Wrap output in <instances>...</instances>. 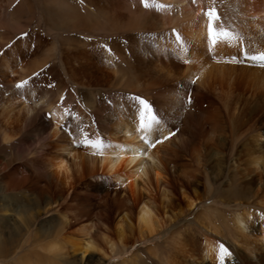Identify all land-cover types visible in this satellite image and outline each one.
<instances>
[{
    "label": "rangeland",
    "instance_id": "obj_1",
    "mask_svg": "<svg viewBox=\"0 0 264 264\" xmlns=\"http://www.w3.org/2000/svg\"><path fill=\"white\" fill-rule=\"evenodd\" d=\"M12 1L0 0V129L11 135L6 140L0 136V264H168L170 257L176 264L181 254L176 241L186 235L197 245L190 258L194 264H211L210 256L221 264H250L237 255L243 250L236 225L249 215L257 226L264 217V172L255 165L257 150L250 147L246 131L233 150L227 147V130L211 134V124L193 108L199 96L192 81L185 84L178 73L165 84L158 78L156 65L177 52L171 48L175 35L156 0H60L80 15L86 4L95 9L86 15L92 16L89 25L46 14L36 0H30L32 13L21 3L15 6L20 0ZM52 1L57 7L59 1ZM135 16L141 23L120 29ZM237 87L235 93H243L245 85ZM223 89L209 93L221 113L229 105L225 102L233 106L236 100L227 86ZM165 91L171 92L164 96L169 100L166 112H171L163 115ZM130 96L152 106L143 124L153 123L152 147L162 162L160 173L168 179L156 182L153 174L139 179L135 196L102 171L93 149L110 145L112 135L120 137L119 122L141 125ZM27 105L35 107L29 116L22 108ZM154 114L158 123L150 121ZM168 114L172 119H166ZM240 118L243 129L264 131V114ZM218 121L224 129L225 116ZM162 130L172 142L162 138ZM59 156L70 165L69 178L53 173ZM233 172L235 181L229 180ZM239 183L247 184L244 195L237 193ZM217 185L233 191L232 200L213 195L210 189ZM144 202L162 224L152 237L141 235L138 227ZM88 241L96 249L82 257Z\"/></svg>",
    "mask_w": 264,
    "mask_h": 264
},
{
    "label": "bare ground",
    "instance_id": "obj_2",
    "mask_svg": "<svg viewBox=\"0 0 264 264\" xmlns=\"http://www.w3.org/2000/svg\"><path fill=\"white\" fill-rule=\"evenodd\" d=\"M152 1L155 2V0ZM156 2L161 12H163L167 26L172 29L175 35L171 43V48L173 52H177L176 54H169L165 61L158 56V59H160V61L162 60V62H160L161 65H156L159 72L158 78H161L163 84H165L166 80H173L174 77H177L175 74L178 73V76H180L179 78H181L185 84L192 81V86L197 96H199V99L194 102L193 108L202 111V119L211 124V134L218 133V130H227L226 137L229 139V143H227V140L223 141L227 143L229 150H233L238 138L241 135L243 136L244 131H246L247 134H249L246 135V140L250 141V147L254 146L258 153L257 164L255 163V165L260 169L262 168L264 172V131L255 130L254 128L243 129L245 125L240 118L242 115L244 116L246 114H258L259 116L264 114V62L256 63L250 59H233V56L240 55V49L242 47L250 54L264 52V0H156ZM52 6L55 8L54 3ZM62 6H64V3L60 7ZM213 7L220 10V25L222 26L223 24V31L218 30L217 26H215L217 31H212L214 34L211 32L210 37V18L205 15V13H207L208 9ZM97 9L99 10V8ZM63 14L64 13H60V16H58L59 19L67 20V17L70 21L75 19L68 14ZM65 15L66 17L63 19ZM90 17L86 18L85 14L80 17L78 16L81 21H86L84 24L87 25L92 22V16ZM135 17L136 18L129 19L127 23L120 26V29L127 28L130 22L141 23L139 16L138 18L137 16ZM12 18L9 19L14 20V25H17L18 21ZM77 19L75 20L77 21ZM225 33H227V35H225ZM155 60L156 59H154V61ZM114 73L116 74V71ZM214 83H221V86H216ZM239 83L245 85V88H242L243 93L241 94L235 93L238 88L237 84ZM224 86L228 87L230 95L235 93L234 99L236 100H233V106H230V102L228 101L225 103L229 105L225 106L223 103L225 111L221 113V106L210 98L209 93H211L213 89L217 90V93L219 92L218 94H221L224 90ZM246 86V91H248L250 87V93H248L247 96L244 93L246 92ZM169 93L171 92L167 91L163 95V106L165 108L163 109V115L171 112H166V102H169V100L167 97H164ZM38 104L39 102H34L35 107ZM35 107L27 105L22 108L24 113L29 116L33 113ZM48 109L50 113H52L53 118L57 119L59 117L55 114L54 106L49 105ZM221 115L225 116L227 123L224 129H221L222 127L219 126L220 122L218 120ZM166 116V119H172L169 114ZM187 122L189 121L186 119L184 124L186 130L188 128L186 125ZM149 123H144V129L141 130V125L138 126V124L134 122H119L116 128L120 130L116 132V134H119L120 137H118V135H112L110 145L103 146L99 144L96 145L98 147L93 148L98 152V159L96 161L97 164L99 163L102 171L108 176H112L113 181L123 186L132 196L137 195L136 193L139 190L138 180L145 179L149 177L150 174H153L152 176L156 182L163 181L167 183L168 180L160 173L162 162L158 157V153L152 147L156 130L152 122L151 128H149ZM57 129L58 126L56 124L52 125V130L56 133L58 132ZM254 130L255 133H252ZM164 131L166 130H162V138L164 139L167 137V142H172L169 134L163 133ZM201 132L202 138L205 135L203 131ZM0 136L3 140L9 137L11 138L10 132L1 129ZM194 136L193 134L190 135V141ZM249 136H251V139H249ZM207 138V136L204 137L206 142ZM93 163H95V161ZM52 164L53 173L59 177L69 178L70 165L64 156L57 157ZM235 178L234 172L229 175V180L235 181ZM244 184H237L238 186L240 185L239 187L236 185L239 188L238 194L244 195L245 193L242 191L248 190L247 184ZM220 186L221 185H217L216 188L210 189V192L213 193V195L217 194L226 202L232 200L228 199V197L230 193L232 194L230 197H233L235 193ZM194 202L195 201L190 200L189 206H192ZM137 216L138 227L141 230V233H139L141 235L146 234L147 237H152L160 232L162 224H160L154 210L148 203H142L139 207ZM257 220L256 218L254 219L255 222ZM258 223L259 225L257 226L251 225L249 215L238 219L236 225L240 232L238 242L243 250L242 253L237 254L240 261L245 262V260H247L246 262L250 264H264V217L258 221ZM258 229L262 230L258 231ZM218 232L219 231H216L215 233L218 234ZM176 242L182 251H180L181 254L179 253L180 256L176 264L197 263L194 262L196 260L190 259L197 251L195 240L186 235L183 237L182 241L179 240V242ZM95 249L96 247L90 241L85 242L81 249L82 257ZM110 249L111 251L114 249L111 244ZM170 258L164 261L168 264H172ZM209 259L211 264H221V261L219 263L218 259L214 260L211 256Z\"/></svg>",
    "mask_w": 264,
    "mask_h": 264
},
{
    "label": "snow or ice",
    "instance_id": "obj_3",
    "mask_svg": "<svg viewBox=\"0 0 264 264\" xmlns=\"http://www.w3.org/2000/svg\"><path fill=\"white\" fill-rule=\"evenodd\" d=\"M205 15H207L210 19H209V36L211 37V31L213 28V24H216L218 30L223 31L222 26L220 25V16L216 13L214 8H210L208 9L207 13H205ZM225 35H227V33H225ZM233 59H251L253 61H261L264 62V52H261L259 54H250L247 50H244L240 53L239 56H233ZM20 85H17V87H19ZM128 99H130L133 104L136 106L137 108V116L140 119L141 122V130L144 129V125H143V117L147 112H150L152 110V106L142 97H138V96H130L128 97ZM150 121H154L156 123H158L159 121L157 120V115L154 114L151 116ZM149 128H151V122L148 125ZM164 139H167V137H165ZM161 141L157 140V143H159ZM153 147L155 145H152ZM221 248L223 249L224 253L226 255H231L230 252H228V250L226 248H223V246H221Z\"/></svg>",
    "mask_w": 264,
    "mask_h": 264
},
{
    "label": "crops",
    "instance_id": "obj_4",
    "mask_svg": "<svg viewBox=\"0 0 264 264\" xmlns=\"http://www.w3.org/2000/svg\"><path fill=\"white\" fill-rule=\"evenodd\" d=\"M14 1V0H13ZM12 1V2H13ZM38 1L39 2H41V4H40V7L42 8V10L43 11H46L47 13L46 14H51L52 15V12L53 13H56V14H58L59 16H60V13H65L66 15L67 14H74L73 16H74V18L75 19H77L78 18V16L80 17L81 15V13H80V11H77L75 8H70L69 7V5L67 6V5H65L64 4V6H62V7H60L62 4H63V2L62 1H60V0H58L59 2H58V6L57 7H55V8H53V4L52 3H54V1H52V0H36V2L38 3ZM48 1V2H47ZM21 3V5H24V6H26V8H27V13H32L33 12V7H32V4H31V2H30V0H20L15 6H17V5H19ZM39 4V3H38ZM52 6V7H51ZM60 7V8H59ZM90 8L91 7H89L87 4H86V6H85V12H84V14L85 15H88L89 16V14H92V13H94L95 14V9L94 10H90ZM39 9V8H38ZM77 13V14H76ZM53 17H54V15H52ZM68 18V17H67ZM87 18V17H86ZM91 18V17H90ZM89 19V18H88ZM20 21H21V18H20ZM59 27H62V25H59ZM64 28V27H63ZM70 32L71 31H73V29L72 30H69ZM52 57V56H51ZM50 58V57H49ZM48 58V59H49ZM48 59H46L45 60V62L43 63V65L46 63V61H48ZM41 67V66H40ZM39 67V68H40ZM38 69V68H37Z\"/></svg>",
    "mask_w": 264,
    "mask_h": 264
}]
</instances>
